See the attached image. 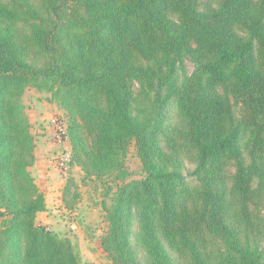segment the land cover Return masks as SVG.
Segmentation results:
<instances>
[{"label": "trees", "instance_id": "1", "mask_svg": "<svg viewBox=\"0 0 264 264\" xmlns=\"http://www.w3.org/2000/svg\"><path fill=\"white\" fill-rule=\"evenodd\" d=\"M30 88L102 187L112 264H264V0H0V264H82L37 221Z\"/></svg>", "mask_w": 264, "mask_h": 264}, {"label": "rangeland", "instance_id": "2", "mask_svg": "<svg viewBox=\"0 0 264 264\" xmlns=\"http://www.w3.org/2000/svg\"><path fill=\"white\" fill-rule=\"evenodd\" d=\"M187 65L191 72L193 65L190 62ZM49 98V93L35 88L28 89L23 97L36 142V161L30 169L45 194L47 207L38 213L37 221L60 237L69 238L79 253L82 264H112L102 247V237L107 229L101 206L102 187L90 180L85 183L82 180L83 170L71 164L72 144L67 129L68 116L64 109ZM46 162L48 165L44 167ZM125 166L129 172L128 181L144 175L135 140L130 143ZM194 167V161L186 159L182 171L187 175ZM68 185L72 191L65 195ZM75 193L78 196H74ZM132 246L144 263L145 252L138 243L136 234L132 236Z\"/></svg>", "mask_w": 264, "mask_h": 264}, {"label": "built area", "instance_id": "3", "mask_svg": "<svg viewBox=\"0 0 264 264\" xmlns=\"http://www.w3.org/2000/svg\"><path fill=\"white\" fill-rule=\"evenodd\" d=\"M61 127H62V126H61ZM61 132H62V135L64 136L65 134H63V132H64L63 128H61Z\"/></svg>", "mask_w": 264, "mask_h": 264}, {"label": "crops", "instance_id": "4", "mask_svg": "<svg viewBox=\"0 0 264 264\" xmlns=\"http://www.w3.org/2000/svg\"><path fill=\"white\" fill-rule=\"evenodd\" d=\"M42 165H43V163H42ZM42 165H41V167H42ZM47 165H48V163L46 162V165L44 166V167H47ZM42 173V172H41Z\"/></svg>", "mask_w": 264, "mask_h": 264}]
</instances>
